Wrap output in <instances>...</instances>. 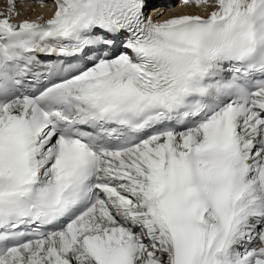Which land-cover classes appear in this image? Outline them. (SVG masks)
<instances>
[{"label":"snow or ice","instance_id":"snow-or-ice-1","mask_svg":"<svg viewBox=\"0 0 264 264\" xmlns=\"http://www.w3.org/2000/svg\"><path fill=\"white\" fill-rule=\"evenodd\" d=\"M38 3L0 13V264H264V0Z\"/></svg>","mask_w":264,"mask_h":264},{"label":"rangeland","instance_id":"rangeland-1","mask_svg":"<svg viewBox=\"0 0 264 264\" xmlns=\"http://www.w3.org/2000/svg\"><path fill=\"white\" fill-rule=\"evenodd\" d=\"M31 1H32L34 4L36 3L35 8H34L33 5H29V4H33V3H31L29 0H25V1H23V2H25V3L28 4V5H26V7H22V6H24V5H20V4L17 5V7H18L17 9H18V10H22V9L24 10L25 8H27L26 11H25L24 13H20V16L25 17V16L28 14V15H30V16L32 15V16L36 17L35 15H37V14H41V15H42V14L50 13V12L47 11V8H46V7H40V6H39L38 0H34V1L31 0ZM44 2L47 3V0H44ZM25 3H22V4H25ZM30 6H31V7H30ZM28 7H29L30 9H29ZM33 8H34V10H33ZM28 9H29V10H28ZM27 11H28L29 13H28ZM25 13H26V14H25ZM23 14H24V15H23ZM34 17H32V18H34ZM26 18H29V17L26 16ZM32 18H31V19H32Z\"/></svg>","mask_w":264,"mask_h":264},{"label":"bare ground","instance_id":"bare-ground-1","mask_svg":"<svg viewBox=\"0 0 264 264\" xmlns=\"http://www.w3.org/2000/svg\"><path fill=\"white\" fill-rule=\"evenodd\" d=\"M31 3H33L31 0H29ZM34 1V0H33ZM178 2V1H177ZM176 2V3H177ZM22 3H25V2H23V0H17L16 2H15V4H20V5H24V6H22V7H26V5H28L27 3H25V4H22ZM29 5H33L34 6V8H35V5H36V3L34 4H29ZM173 5H175V3L173 4ZM31 7V6H30ZM29 8V7H28ZM34 8H33V10H34ZM157 8H158V10H164L165 11V13H166V16H168V15H173V14H175V13H178V12H181V11H185L186 9H182V8H177V7H173L172 8V10L171 11H167V7H163L162 9H160V7H159V5H157ZM26 9L27 8H25L24 10L22 9V10H18V11H20L19 13H24L25 11H26ZM30 9V8H29ZM28 9V10H29ZM28 12V11H27ZM29 13V12H28ZM26 14V13H25ZM51 13H46V14H42V15H44V16H48V15H50ZM24 15V14H23ZM28 15V14H27ZM26 15V16H27ZM38 15H41V14H37V15H35L36 17L38 16ZM20 16V15H19ZM32 17H34V16H32ZM36 17H34V18H32V19H35ZM166 18V17H165ZM25 19V18H24Z\"/></svg>","mask_w":264,"mask_h":264}]
</instances>
